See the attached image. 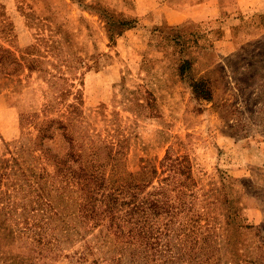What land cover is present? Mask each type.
<instances>
[{"label":"rangeland","instance_id":"obj_1","mask_svg":"<svg viewBox=\"0 0 264 264\" xmlns=\"http://www.w3.org/2000/svg\"><path fill=\"white\" fill-rule=\"evenodd\" d=\"M197 4L204 17L199 21L173 24L162 10ZM243 4L0 0V42L17 56L48 61L41 68L22 67L11 79L0 78V209L13 192L4 175L11 169L8 150L37 132L31 124L22 125V114H42L47 103H56L64 76L76 84L73 91L82 90L92 126L106 134L120 127L128 136L129 169H139L142 158L159 164L171 145L178 148L183 142L179 153L191 157L204 189L213 181L222 186L238 204L240 222L252 226L231 228V248H239L241 259H247L243 264H264V0H247V10ZM108 13L135 25L111 40ZM4 24L9 33L2 31ZM53 38L58 40L55 49L50 47ZM185 60L191 67L183 74L179 66ZM199 78L209 80L211 100L194 96L192 83ZM225 237L221 232L222 242ZM74 240L63 244L65 253L82 245L83 239ZM220 244L215 257H220L218 264H228L230 252L225 254L224 242ZM10 246L0 243V264L9 259ZM151 253L140 249L134 263L126 259L118 264H163L171 254ZM41 264L83 263L62 254Z\"/></svg>","mask_w":264,"mask_h":264},{"label":"trees","instance_id":"obj_2","mask_svg":"<svg viewBox=\"0 0 264 264\" xmlns=\"http://www.w3.org/2000/svg\"><path fill=\"white\" fill-rule=\"evenodd\" d=\"M106 22L111 40L135 25L113 13ZM2 31L9 33L10 26L4 24ZM57 45L53 38L50 47ZM47 62L17 56L0 42V78L11 79L22 67L41 68ZM190 67L185 60L179 70L185 74ZM62 80L56 103H47L42 114H22V125H33L35 136L9 143L11 169L4 175L13 192L0 209V243L10 244L11 253L3 264H41L62 254L83 264L134 263L140 249L148 256L153 250L171 253L163 264H218L215 254L223 242L225 254L230 252L228 264L247 262L239 248H231L229 231L252 226L240 222L238 204L222 186L213 181L204 189L191 157L179 153L183 142L178 148L171 145L159 164L142 158L139 169H129L128 136L120 127L106 134L92 126L82 90L73 91L76 84ZM192 88L199 99L213 98L206 78L195 79ZM74 239H83L82 245L65 253L63 244Z\"/></svg>","mask_w":264,"mask_h":264},{"label":"crops","instance_id":"obj_3","mask_svg":"<svg viewBox=\"0 0 264 264\" xmlns=\"http://www.w3.org/2000/svg\"><path fill=\"white\" fill-rule=\"evenodd\" d=\"M246 2L247 0H244V4L242 5V8L244 10H247L249 6H251L250 4H246ZM200 5H203V3H201ZM192 7H194L195 9H192ZM197 7H198V4L195 6H190L188 8L178 10L170 6H167V7L164 6L162 10L165 12L166 19L170 23L175 24V23H180V22L182 23L183 21L187 19L194 20V21L203 20L204 17L202 14L199 13Z\"/></svg>","mask_w":264,"mask_h":264}]
</instances>
